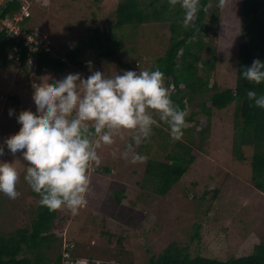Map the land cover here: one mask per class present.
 <instances>
[{"label": "rangeland", "instance_id": "1", "mask_svg": "<svg viewBox=\"0 0 264 264\" xmlns=\"http://www.w3.org/2000/svg\"><path fill=\"white\" fill-rule=\"evenodd\" d=\"M120 1L24 0L32 13L30 25L38 34L32 39L36 38L41 43L48 41L62 52L73 49L77 44L82 45L92 33L91 29L114 23L113 16ZM239 2L231 0L222 23L229 18L237 20L234 11ZM211 24L218 29L217 23ZM218 30V37L213 33L205 40L214 38L218 43L222 29L219 27ZM138 32L135 41L126 43L131 51L122 55L123 60L129 63L125 68L114 58L107 59L102 66L90 59V70L88 59L87 66H72L63 75L45 69L42 76H37L33 58H30L28 68L17 59L3 64L0 70V143L5 137L22 131L17 119L21 113L38 115L34 104V82L54 85L57 79L68 73L79 72L87 77L97 69L114 75L125 69L138 71L139 68L156 67L155 59L168 46L170 31L160 24H143ZM86 48L92 55H97L94 49ZM228 51V56L222 57L236 61V50ZM233 72L234 69L224 65L217 77L221 82L226 81ZM9 109L14 110V115H9ZM230 111L222 110L214 115L204 149L165 196L154 193L151 184L143 183L148 161L165 159L166 151L160 146V138H166L164 134L160 138L153 137L146 146L141 144L136 148L146 159L135 164L119 155L130 139V130L116 135L111 145H102L98 149L102 160L99 167L106 166L111 171L101 173L98 172L99 167L90 170L88 203L78 213L73 214L66 207L60 209V222L64 224L56 232L64 235L63 248L67 238H72L73 252L84 264L90 259L98 263L116 260L120 264H145L152 254L160 252L172 241L190 243L191 235L198 230L200 239L190 243L194 254L227 259L251 252L254 245L264 239V192L255 188L252 182L250 158L254 153L253 146L244 147L248 160L241 161L233 154ZM200 118L206 119L205 115ZM187 125L192 126L193 123ZM167 139L172 140L169 146H173L174 140L170 136ZM0 160L13 163L21 175L18 190L22 199L13 202L0 195V232H10L20 226L31 225L39 199L24 179L29 167L26 162L13 156L6 147ZM120 188L124 191L119 192L122 203L118 204L114 190Z\"/></svg>", "mask_w": 264, "mask_h": 264}, {"label": "trees", "instance_id": "2", "mask_svg": "<svg viewBox=\"0 0 264 264\" xmlns=\"http://www.w3.org/2000/svg\"><path fill=\"white\" fill-rule=\"evenodd\" d=\"M101 1L93 0L94 3ZM227 8L229 6L219 8L218 0H200L197 18L185 28L181 22L183 9L179 3L172 6L168 0H121L115 9L114 23L91 29L92 33L82 45L77 44L73 49L62 52L48 41L31 44L22 33L17 34L2 24L7 17L15 21L17 16L23 15V0H7L0 7V70L3 64L16 59L28 68L30 58L36 61L37 76H42L45 69L63 75L72 66H87L88 59L102 66L107 59L114 58L125 68L129 63L123 60L122 55L131 51L126 43L138 38L139 26H165L170 31L169 44L164 53L155 59V65L167 77L165 84L172 88L174 103L186 109L188 114L184 134L181 139L174 140L173 146H169L172 140L167 139L170 135L166 124L161 122L159 127L154 128L151 139L163 137V134L166 136L165 139L160 138V146L166 155L163 160L153 158L148 161L144 185L151 184L153 192L161 196L171 191L204 149L214 115L230 109L233 154L241 161L248 160L244 147L253 146L254 153L250 158L252 182L255 188L264 192V109L256 107L246 97L248 89L264 93V83L256 85L241 76L243 69L251 66L254 59L264 61V0H240L234 11L237 20L226 18L227 21L222 23ZM31 18L32 15H23L18 26L27 34H36L30 25ZM211 23H217L218 29H222L218 43L214 42V38L205 40L213 33L219 36L220 31ZM84 44L94 49L97 55H92ZM230 49L236 50V61L223 58L228 56ZM224 65L234 69L235 80L232 74L226 81L219 80L217 75ZM234 90L238 95H234ZM14 99L17 100L16 95ZM201 115H205L206 119L202 120ZM187 123L193 125L188 126ZM142 146H146V142ZM110 171L106 166L98 169L101 173ZM120 191L124 189L114 190L118 204L122 203ZM32 192L40 199L39 194ZM35 213L31 225L0 232V264L81 262L73 252V239L67 238L63 248L64 235L56 232L64 224L60 222V209L49 210L39 204ZM200 237L197 230L191 235V242ZM190 243L172 241L160 252L152 254L145 264H264V239L256 243L248 254L232 255L227 259L194 254ZM86 264L120 263L116 260L98 263L90 259Z\"/></svg>", "mask_w": 264, "mask_h": 264}, {"label": "clouds", "instance_id": "3", "mask_svg": "<svg viewBox=\"0 0 264 264\" xmlns=\"http://www.w3.org/2000/svg\"><path fill=\"white\" fill-rule=\"evenodd\" d=\"M168 3L172 6L179 3L185 28L197 18L200 0H168ZM230 3L231 0H218V7L224 9ZM23 7L29 11L24 0ZM22 14L26 15L24 8ZM30 15L29 11L26 16ZM88 63L91 70L92 62ZM241 76L256 85L264 83V61L254 59ZM166 79L156 67L125 69L114 75L97 69L87 77L79 72L68 73L54 85L34 82L38 115L28 112L18 116L22 131L4 138L0 156L6 147L29 165L24 179L39 194L41 206L49 210L66 207L76 214L88 203L90 170L102 163L98 153L102 145H111L116 135L130 130V139L119 155L135 164L146 159L136 148L150 141L160 122L167 125L173 140L182 138L188 113L172 100V88L165 86ZM234 95H238L235 90ZM246 97L264 109V93L248 89ZM9 115H14L13 109H9ZM116 155L114 152L113 156ZM20 183L21 175L13 163L0 160V195L19 201Z\"/></svg>", "mask_w": 264, "mask_h": 264}, {"label": "built area", "instance_id": "4", "mask_svg": "<svg viewBox=\"0 0 264 264\" xmlns=\"http://www.w3.org/2000/svg\"><path fill=\"white\" fill-rule=\"evenodd\" d=\"M7 0H0V7L6 2ZM24 10H25V14L26 15H29V11L26 10L25 7H23ZM16 20L15 21H12L11 18H6L4 19L2 22L5 26L9 27L11 30H13L15 33L17 34H20L22 33L25 37H27V39L30 41L31 44H39L40 42L35 39H32L33 38V35L32 34H27L25 31H21V29L19 28L18 26V21L20 19H22V16H17L15 18ZM35 37V36H34Z\"/></svg>", "mask_w": 264, "mask_h": 264}]
</instances>
